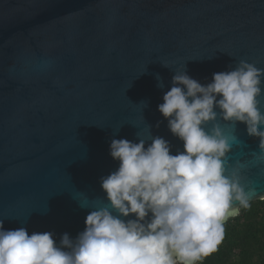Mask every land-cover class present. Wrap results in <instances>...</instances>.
<instances>
[{"label":"water","instance_id":"obj_1","mask_svg":"<svg viewBox=\"0 0 264 264\" xmlns=\"http://www.w3.org/2000/svg\"><path fill=\"white\" fill-rule=\"evenodd\" d=\"M241 59L264 68V0H0L4 228L75 238L107 202L101 177L119 166L111 140L160 136L183 151L158 110L175 71L186 64L206 85ZM234 134L229 172L255 188L249 204L263 201L260 138L242 122Z\"/></svg>","mask_w":264,"mask_h":264},{"label":"clouds","instance_id":"obj_2","mask_svg":"<svg viewBox=\"0 0 264 264\" xmlns=\"http://www.w3.org/2000/svg\"><path fill=\"white\" fill-rule=\"evenodd\" d=\"M262 77L264 68L244 59L213 73L206 85L188 75L186 64L175 71L158 110L184 150L172 154L160 136L150 143L138 134V142L113 138L110 155L119 166L101 177L107 202L87 214L84 230L57 242L52 232L6 230L0 220V264H198L216 252L226 221L255 195L241 183L239 168L229 172L227 153L238 142L234 125L242 122L260 138L256 155L264 159Z\"/></svg>","mask_w":264,"mask_h":264},{"label":"trees","instance_id":"obj_3","mask_svg":"<svg viewBox=\"0 0 264 264\" xmlns=\"http://www.w3.org/2000/svg\"><path fill=\"white\" fill-rule=\"evenodd\" d=\"M224 227L218 250L198 264H264V200L243 207Z\"/></svg>","mask_w":264,"mask_h":264},{"label":"flooded vegetation","instance_id":"obj_4","mask_svg":"<svg viewBox=\"0 0 264 264\" xmlns=\"http://www.w3.org/2000/svg\"><path fill=\"white\" fill-rule=\"evenodd\" d=\"M235 252L238 253V252H240V251H239V249H237ZM231 258H232V257H231ZM230 261H231V259L229 260V263H230ZM198 263H199V262H198Z\"/></svg>","mask_w":264,"mask_h":264},{"label":"rangeland","instance_id":"obj_5","mask_svg":"<svg viewBox=\"0 0 264 264\" xmlns=\"http://www.w3.org/2000/svg\"><path fill=\"white\" fill-rule=\"evenodd\" d=\"M243 207H241L240 209H239V213H240V210L242 209ZM239 215V214H238Z\"/></svg>","mask_w":264,"mask_h":264}]
</instances>
